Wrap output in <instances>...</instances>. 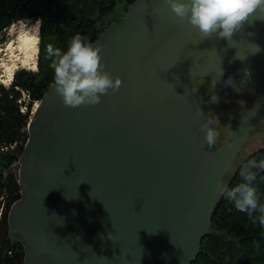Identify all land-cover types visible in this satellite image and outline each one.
Wrapping results in <instances>:
<instances>
[{"label": "water", "instance_id": "95a60500", "mask_svg": "<svg viewBox=\"0 0 264 264\" xmlns=\"http://www.w3.org/2000/svg\"><path fill=\"white\" fill-rule=\"evenodd\" d=\"M96 44L121 88L69 108L53 84L28 126L10 213L25 264H193L264 103L203 159L202 124L181 96L203 78L264 91V17L230 44L201 41L164 0H138Z\"/></svg>", "mask_w": 264, "mask_h": 264}, {"label": "trees", "instance_id": "16d2710c", "mask_svg": "<svg viewBox=\"0 0 264 264\" xmlns=\"http://www.w3.org/2000/svg\"><path fill=\"white\" fill-rule=\"evenodd\" d=\"M138 0H0V44L6 32L21 21L39 22L37 70L19 69L10 85L0 83V264H25L26 247L13 238L10 213L21 199L19 165L29 139L35 106L53 82L47 46L67 50L76 33L97 43L111 26L121 22ZM230 121L226 127L231 126ZM264 160V149L249 155L232 173L225 187L240 182L249 161ZM264 203V171L255 182ZM198 259L193 264H264V224L260 214L241 212L220 193Z\"/></svg>", "mask_w": 264, "mask_h": 264}, {"label": "clouds", "instance_id": "9594fccd", "mask_svg": "<svg viewBox=\"0 0 264 264\" xmlns=\"http://www.w3.org/2000/svg\"><path fill=\"white\" fill-rule=\"evenodd\" d=\"M171 13L181 22L186 21L201 36V41L217 36L232 41L245 24L256 16L264 17V0H164ZM37 21L36 24H39ZM20 34L31 40H39L34 27L20 22ZM258 49V48H257ZM47 52L52 63L53 82L56 94L64 106L78 108L97 106L102 97L118 91L123 81L106 70L103 61V48L92 42L87 35L76 33L69 41L67 50L49 44ZM231 81V79L229 80ZM111 90V92H110ZM211 121L202 125L204 140L209 147L217 142L218 131ZM257 171H264V160H251L239 173L241 180L231 188L221 189L235 207L250 216L257 217L264 224V203L255 184Z\"/></svg>", "mask_w": 264, "mask_h": 264}, {"label": "rangeland", "instance_id": "374dc122", "mask_svg": "<svg viewBox=\"0 0 264 264\" xmlns=\"http://www.w3.org/2000/svg\"><path fill=\"white\" fill-rule=\"evenodd\" d=\"M28 27H34L35 30L39 26L36 22L33 21H24ZM24 37L20 34V23L12 26L6 32L7 41L0 44V60L5 59L6 49L10 43L19 45V39ZM31 61V68L33 67ZM29 66L23 67L19 66L18 69H28ZM17 69V70H18ZM2 79L0 78V83ZM4 85H10L3 83ZM203 87L212 91L210 93V100L212 105L216 109L214 114L215 121L217 123L218 130L220 135L223 138L222 144L215 146L210 150V154L214 155L220 148L226 143L227 139L232 134L234 128L240 119L251 109L256 108L264 103V91L257 88L248 87L241 84H232V83H221L213 79H208L202 83ZM37 106V105H36ZM35 106V108H36ZM230 121L229 127H226ZM258 149H264V120L256 124L252 131L251 135L247 139L243 148L241 149L239 155L237 156L233 168L229 171L224 179V187L227 185L230 177L234 170L252 153ZM13 238L17 239L18 236L13 233Z\"/></svg>", "mask_w": 264, "mask_h": 264}, {"label": "flooded vegetation", "instance_id": "af4514ba", "mask_svg": "<svg viewBox=\"0 0 264 264\" xmlns=\"http://www.w3.org/2000/svg\"><path fill=\"white\" fill-rule=\"evenodd\" d=\"M208 79H213L221 83H234V82H228V81H223V80H218L214 78H203V79H198L195 82V87H196V93L193 92L192 90H189L187 93H185L183 96H181V100L186 108V110H189L193 116H196L197 121L200 124H204L206 121H211L213 125L212 127H215L216 130L218 131V137H217V142L214 146L209 147L206 142H204L202 151H201V156L204 158L211 156L210 150H212L215 146L219 144V146L222 144V137L220 135V131L218 130L217 123L214 118V114L216 113V109L212 105V101L210 100V91L209 89H206L203 87L202 83L207 81ZM237 84V83H234ZM231 136V135H230ZM230 138V137H229ZM229 138L227 139L226 143L228 142ZM226 143L220 148L222 149Z\"/></svg>", "mask_w": 264, "mask_h": 264}, {"label": "bare ground", "instance_id": "6f19581e", "mask_svg": "<svg viewBox=\"0 0 264 264\" xmlns=\"http://www.w3.org/2000/svg\"><path fill=\"white\" fill-rule=\"evenodd\" d=\"M39 36V26L36 29ZM39 40H31L26 37L19 39V45L10 43L6 49L5 59L0 60V78L2 83L10 84L13 76L19 66H29L32 62L31 70L37 69V55H38ZM19 70V69H18ZM28 70V69H27Z\"/></svg>", "mask_w": 264, "mask_h": 264}]
</instances>
